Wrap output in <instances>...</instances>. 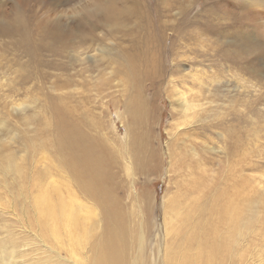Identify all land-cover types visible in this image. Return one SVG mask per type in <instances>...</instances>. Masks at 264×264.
Here are the masks:
<instances>
[{"label":"bare ground","instance_id":"6f19581e","mask_svg":"<svg viewBox=\"0 0 264 264\" xmlns=\"http://www.w3.org/2000/svg\"><path fill=\"white\" fill-rule=\"evenodd\" d=\"M42 1L0 0V183L17 195L15 207L38 216L34 225L74 264H142L154 201L135 182L162 170L152 125L164 86L170 117L177 119L166 130L168 189L157 264L259 262L264 202L256 200L252 174L255 101L264 89V68L258 67L264 62V0H231L240 12L225 11L218 0H157L154 27L144 0L74 3L72 17L57 4L44 5L40 14ZM197 36L204 39L190 49ZM123 41L128 47L118 49ZM211 62L234 79V89L210 73ZM9 64L17 66L12 79L5 72ZM120 70L125 79L117 78ZM44 85L54 97L47 117L35 110L37 100L19 99ZM113 89H122V97L116 99ZM96 100L106 113L116 109L125 128L119 139L111 127L119 144L97 134L101 122L87 108ZM14 112L22 124L8 122ZM127 175L128 195L140 203L137 232L128 230L130 214L118 196ZM199 192L205 197L198 214L189 216L185 202Z\"/></svg>","mask_w":264,"mask_h":264},{"label":"rangeland","instance_id":"374dc122","mask_svg":"<svg viewBox=\"0 0 264 264\" xmlns=\"http://www.w3.org/2000/svg\"><path fill=\"white\" fill-rule=\"evenodd\" d=\"M9 0H7L8 2ZM11 1V0H10ZM65 1V0H63ZM87 1L92 0H66L65 3H62V1L59 0H44V3L42 1V5H38L39 13H43L47 9L45 6H51L53 4H57L58 7L56 9L61 12L66 11V17H72L71 4L79 3L77 8L82 6L83 4H86ZM169 1V0H168ZM57 2V3H56ZM197 2V1H196ZM194 2V3H196ZM219 7H222L225 11H236L240 12L241 10H236V8L233 6V2L231 0H218ZM209 3V2H207ZM1 4V3H0ZM33 3H31L32 5ZM77 5V4H76ZM130 5V4H128ZM145 5L149 11V14L151 15L150 20L152 21V26L157 23V19L154 16L157 8H158V2L157 0H144L142 4ZM8 5L5 2L4 7L6 8ZM40 7V8H39ZM174 7H177V5H174ZM199 7H192L191 14H195L197 12ZM264 9V7L259 8ZM263 11V10H262ZM69 14V15H68ZM139 18V19H138ZM134 18L133 21L136 23H140L142 21V17ZM166 18L163 17L161 20H165ZM169 19V18H167ZM136 20V21H135ZM140 20V21H139ZM133 24L130 26L129 29H132ZM98 32L103 33L102 30H98ZM169 32H166V35H168ZM212 35V34H211ZM201 36H197L198 40L193 41L189 48L196 50L195 42H200L202 39H199ZM195 38V39H196ZM213 44H220L222 41L217 40L216 38H210ZM128 47V42L123 41L122 47H117L118 49H125ZM113 50H115L116 47L113 45ZM200 50H205V48L201 47ZM197 55H199L197 53ZM9 58L12 59V56L9 54ZM197 60V58H193V61ZM167 62H163V70L168 71L169 66L166 64ZM212 63V62H211ZM166 64V65H165ZM213 64V63H212ZM10 67H8L5 72L8 76V79H12L13 76L16 75V65L9 64ZM182 68L185 70H189L188 64L182 63ZM205 68L207 69V64H204ZM212 68L210 69V73H214L216 75L221 76V83L227 82L229 89H234L235 83L234 79L229 76L227 72L220 71L216 69V67L213 65H210ZM7 67V66H6ZM200 67V66H199ZM259 68H264V62L258 64ZM201 68V67H200ZM101 69V68H100ZM208 69V71H209ZM121 71V70H120ZM116 71L117 78H124L122 71ZM101 74V73H100ZM102 75V74H101ZM111 78V77H110ZM222 78H225L224 81ZM125 79V78H124ZM16 82H14L15 84ZM13 85V84H12ZM112 85V84H110ZM85 89V88H84ZM84 89L82 90V95L85 96ZM122 89H113V93L115 95L116 99H119L122 97ZM160 92H162V97L158 98V102L156 103V106L158 107V114L156 117V122L153 123V131L154 135L153 137H156V139L159 140V146H162V150L160 149V154L163 153L164 163L162 165V170L160 173L152 174L148 179L138 177L136 178V189L138 192L143 191L144 193H147L150 195V201L153 199L154 205H153V211L152 216L149 218V221L146 223L147 228L145 229L144 233L147 236V241L145 242V248L143 251V260L142 264H157L158 263V254L156 245H163L162 239H163V229H162V214H163V206H162V199L163 195L168 189V181L167 176L168 173L166 172L168 160L166 156H164L165 152V142L168 140V136L166 133V130H170L169 124L172 123V125L175 124L176 119L174 117H170L171 112V101L165 97L164 92V86L160 88ZM26 93V92H25ZM118 96H117V95ZM258 97L255 101V134L253 135V146L256 150V157L254 158V175L256 177L254 185L255 187V194L257 202H264V89L261 88V92L258 91ZM256 94V95H257ZM28 95V97H26ZM25 96H21L19 99L24 100H37L35 110L37 109L38 112H43L44 116L51 115V110L48 107L49 105V98L52 96L51 91L48 89L47 85L40 86L35 88L32 92L27 94ZM26 97V98H25ZM17 99V98H15ZM4 102V101H3ZM7 102L10 104V100H7ZM97 105H91L87 106L88 110L93 113L94 116L98 118V120L101 122L98 125V135L100 137H104L106 140L108 139L109 142H114L113 139H116V143L119 144V140L117 141L116 136L114 135V131H111V127H115L118 130V136L119 139L122 138L125 132V128L121 126L119 120L116 117V109H109L106 113L104 111L105 109L102 108V105L100 101L96 100ZM105 105V104H103ZM27 107H29V104H26ZM97 106V107H95ZM96 108V109H94ZM6 111H11L10 106L7 107ZM27 112H33L32 108H30ZM104 112V113H103ZM13 116L9 117L10 124L20 125L23 123L21 121L20 114L18 115L16 112L12 114ZM93 118V117H92ZM229 118V117H228ZM20 122L18 123L17 122ZM23 120V119H22ZM115 123V124H114ZM13 124V125H14ZM152 124V123H151ZM150 124V125H151ZM94 135L95 133L89 129ZM24 133V132H23ZM103 133V134H102ZM25 134V133H24ZM104 135V136H103ZM211 137H215L211 135ZM26 144L30 143V139L26 138L23 139ZM121 142V141H120ZM112 147H116L115 143L112 144ZM248 174V173H247ZM249 175V174H248ZM130 180V177L127 175V177H123L121 180V185L124 189L120 190V194L118 193L119 197H123L124 200L122 201L123 206H126L127 214H130V217H128L126 221V225L128 227V230L137 232V229L133 227V221L137 224V219L135 220V217L139 216V202H132V197L128 195V181ZM3 185L0 183V264H74L73 260L61 249L58 247H54L50 240L48 239L47 235L45 234L44 230L42 229V226H36L34 225L35 219L40 223V219L38 216L34 218L33 214L27 213V211H20L15 207L14 204L16 203L17 195L11 190V193L8 194V191L5 193V189L1 186ZM12 187V185H8V188ZM263 188V190H262ZM173 192V190H172ZM172 196V194H170ZM202 193H195L188 197V201H186V207L187 211L190 212L189 216H194L198 211V205L200 204V200L205 197ZM129 197V199H127ZM209 202V201H208ZM205 202V203H208ZM150 203V206L152 207L151 202H149L148 198V204ZM262 214H264V209L262 207L258 210ZM198 214V213H197ZM188 216V217H189ZM199 215H197L196 220ZM195 217V216H194ZM145 218L148 220V212L145 213ZM190 218V217H189ZM191 220H193L191 218ZM149 224V225H148ZM154 224V227H153ZM152 225V227H151ZM189 226V225H188ZM134 229V230H133ZM262 234H264V225L263 229L261 231ZM137 233L135 234V236ZM134 236V239H135ZM159 236V237H158ZM264 236V235H263ZM262 235H260L259 240V247L257 248V252H259L260 255V261L256 262V264H264V241L262 242ZM134 243V241H133ZM136 251L137 247L135 243L133 244L132 248V254L134 255L136 259ZM258 259V257H257Z\"/></svg>","mask_w":264,"mask_h":264}]
</instances>
